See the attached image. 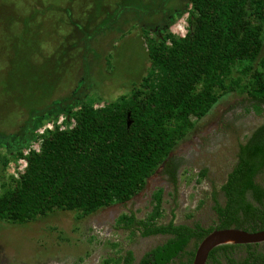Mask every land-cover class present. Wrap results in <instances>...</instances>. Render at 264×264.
Segmentation results:
<instances>
[{"label":"trees","instance_id":"16d2710c","mask_svg":"<svg viewBox=\"0 0 264 264\" xmlns=\"http://www.w3.org/2000/svg\"><path fill=\"white\" fill-rule=\"evenodd\" d=\"M187 2L185 37L164 29L149 37L151 32L143 29L151 65L129 95L112 102L86 95L78 103L77 91L66 103L51 107L68 108L64 130L56 126L39 132L36 138L34 131L45 124L40 125L45 116L36 119L40 114H34L20 136L0 134V164L8 168L12 161L26 162L16 177L0 178V222L26 225L55 211L76 212L85 219L115 204L127 205L146 189L160 167L177 192L180 165L171 154L221 96L241 89L254 109L264 112V0ZM13 22L9 17L8 23ZM8 23L5 31L15 34L16 27ZM29 23L25 19L27 31ZM244 63H248L243 69L248 83L227 85L235 67ZM32 143H38L37 148H31ZM261 175L264 123L239 144L237 163L221 186L224 204L213 194L218 218L214 225L177 224L175 210L169 222H159L164 217L163 190H159L147 219H138L133 212L123 214L117 227L143 238L167 237L139 264H193L198 245L216 229L264 231ZM191 243L194 249H190ZM240 249L246 255L236 259L233 252ZM223 260L227 264H264V244L218 247L207 264H223ZM135 262L133 251L121 250L103 264Z\"/></svg>","mask_w":264,"mask_h":264},{"label":"rangeland","instance_id":"374dc122","mask_svg":"<svg viewBox=\"0 0 264 264\" xmlns=\"http://www.w3.org/2000/svg\"><path fill=\"white\" fill-rule=\"evenodd\" d=\"M187 10V0H0V134L20 136L34 114L45 116L38 118L40 125L66 117L68 108L51 107L77 91L78 103L86 95L104 102L129 95L151 65L143 29L155 37L167 25L179 37L182 28L188 30ZM9 17L15 22L8 23ZM5 23L16 27L15 34L5 31ZM247 65L236 66L227 85L247 84ZM263 123L264 112L254 109L247 94L228 92L172 152L180 165L177 192L160 167L127 205L115 204L85 219L55 211L26 225L0 222V264H103L121 250L133 251L139 264L167 237L131 235L117 227V220L132 212L147 219L159 190L164 215L159 222H169L175 210L177 224L214 225L213 194L224 204L221 186L237 163L239 144ZM25 166L20 159L8 168L0 164V178L16 177Z\"/></svg>","mask_w":264,"mask_h":264},{"label":"water","instance_id":"95a60500","mask_svg":"<svg viewBox=\"0 0 264 264\" xmlns=\"http://www.w3.org/2000/svg\"><path fill=\"white\" fill-rule=\"evenodd\" d=\"M264 244V231L249 232L239 228L216 229L198 245L193 264H207L210 253L221 246Z\"/></svg>","mask_w":264,"mask_h":264},{"label":"built area","instance_id":"2783aa9c","mask_svg":"<svg viewBox=\"0 0 264 264\" xmlns=\"http://www.w3.org/2000/svg\"><path fill=\"white\" fill-rule=\"evenodd\" d=\"M187 31L188 30H185V29H183L182 28V32H181V35L179 36V37H181V38H183V37H185L186 36V34H187ZM65 116H61L59 119H58V121H57V123L55 124L53 121L52 122H50V121H48V122H46L41 128H40V130H39V132L40 133H43L45 130H53V129H55L56 128V126H59L60 128H61V130H64L65 128H67V126H65V124H64V122H65ZM73 126V125H72ZM71 126V127H72Z\"/></svg>","mask_w":264,"mask_h":264},{"label":"flooded vegetation","instance_id":"af4514ba","mask_svg":"<svg viewBox=\"0 0 264 264\" xmlns=\"http://www.w3.org/2000/svg\"><path fill=\"white\" fill-rule=\"evenodd\" d=\"M171 19V18H170ZM165 28H164V30H167L168 29V27H167V25L166 26H164ZM163 29L162 30H159L160 31V34H161V31L163 32L164 31ZM156 247H158V246H156ZM155 247V248H156ZM263 247V245L261 246V248ZM154 249V248H153ZM152 249V250H153ZM233 254H234V256H235V258L236 259H240V258H242L244 255H246V253L244 254V255H242V253H239V250H236V251H234L233 252ZM142 259V258H141ZM141 259H140V261H141ZM140 263V262H139ZM223 264H227V262H226V260H223Z\"/></svg>","mask_w":264,"mask_h":264}]
</instances>
